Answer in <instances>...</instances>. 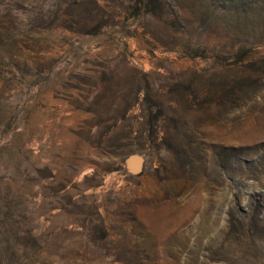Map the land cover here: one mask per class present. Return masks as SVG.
I'll return each instance as SVG.
<instances>
[{"label": "rangeland", "instance_id": "rangeland-1", "mask_svg": "<svg viewBox=\"0 0 264 264\" xmlns=\"http://www.w3.org/2000/svg\"><path fill=\"white\" fill-rule=\"evenodd\" d=\"M0 264H264V0H0Z\"/></svg>", "mask_w": 264, "mask_h": 264}, {"label": "water", "instance_id": "water-1", "mask_svg": "<svg viewBox=\"0 0 264 264\" xmlns=\"http://www.w3.org/2000/svg\"><path fill=\"white\" fill-rule=\"evenodd\" d=\"M142 161V158L138 155H132L130 158H129V166H130V169L133 171V172H137L140 168V163Z\"/></svg>", "mask_w": 264, "mask_h": 264}]
</instances>
